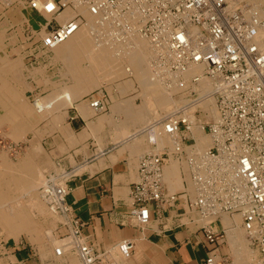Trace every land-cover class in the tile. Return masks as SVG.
Masks as SVG:
<instances>
[{"label":"built area","instance_id":"obj_1","mask_svg":"<svg viewBox=\"0 0 264 264\" xmlns=\"http://www.w3.org/2000/svg\"><path fill=\"white\" fill-rule=\"evenodd\" d=\"M42 21L27 26L24 42L37 59L71 39L89 19L91 35L115 46L132 38H144L151 47V66L171 98L181 103L154 118L140 133L154 149L161 139L172 142L161 153L145 154L137 181L131 189L129 216L139 228L152 221V211L175 208L188 199V208L201 222L208 244L217 245L222 233L209 225L223 216L239 217L249 245L264 264V16L253 6L232 7L228 0H16ZM14 1L11 3L13 4ZM10 4V5H11ZM70 10L73 16L63 21ZM248 13V14H246ZM200 69L199 73L194 70ZM207 87L205 88V86ZM88 96L96 114L110 110L103 93ZM99 94V93H98ZM211 138L210 147L199 151L195 130ZM21 145L12 153L17 155ZM188 165L181 193L164 188L168 165ZM69 174L49 180L42 198L54 214L67 217V242L55 248L63 257L75 254L81 264H111L84 241V224L73 217L66 198ZM56 180L63 182L56 183ZM154 206V208L151 207ZM122 260L133 244L118 245ZM206 264H228L216 250Z\"/></svg>","mask_w":264,"mask_h":264},{"label":"crops","instance_id":"obj_2","mask_svg":"<svg viewBox=\"0 0 264 264\" xmlns=\"http://www.w3.org/2000/svg\"><path fill=\"white\" fill-rule=\"evenodd\" d=\"M4 4L6 7L0 11V264H81L73 253L63 257L55 254V248L68 235L62 223L51 227L30 216L40 211L39 196L45 202L42 188L33 189L32 181L58 178L63 172L69 174L66 201L73 217L84 224V241L105 254L111 264H206L214 249L228 264H255L260 256L246 250L240 223L223 221V216L207 224L217 233L225 231L217 245L208 244L203 222L189 210L188 199H181L175 208L162 213L153 210L152 221L145 228L135 224L129 216L131 189L137 181L141 158L154 149L147 136L140 133L151 117L146 101L142 102L146 97L137 90L129 91L131 85L126 80L114 90L117 97L112 100L113 110L94 114L87 99L90 95L84 96L87 93L78 89L82 88V79H74L73 72L69 82H64L61 56L55 50L36 59L29 46L21 42L26 27L36 26L42 19L16 0H5ZM74 84L79 86L75 89ZM67 87L70 93L64 91ZM66 93L73 95L69 105L63 99ZM39 100L45 104L57 102L42 115L34 110L33 104ZM151 100H155L153 95ZM10 119H15L14 124ZM20 143L22 151L12 154L13 147ZM185 170L182 162L168 165L166 191L181 193ZM19 181L24 183L22 188L16 184ZM48 228L54 229L59 241L50 236ZM124 240L133 244L126 260L118 251Z\"/></svg>","mask_w":264,"mask_h":264},{"label":"bare ground","instance_id":"obj_3","mask_svg":"<svg viewBox=\"0 0 264 264\" xmlns=\"http://www.w3.org/2000/svg\"><path fill=\"white\" fill-rule=\"evenodd\" d=\"M229 3L232 5V7H235L236 3L235 0H228ZM237 1V0H236ZM259 5V4H257ZM260 11H261V7L260 6H256ZM236 8V7H235ZM262 16H264V12L261 11ZM248 14V13H246ZM73 16V13L70 10H66L60 17V19L62 18L63 21H66L67 19H69L70 17ZM94 26V22L92 19H89L88 24L82 26L80 28V30L71 38L69 39L66 43H64L63 45L59 46L55 53L57 56H61V58L63 60L66 61V64L68 65V68L70 69V73H75L76 75L74 76V79L77 80L81 78L82 82L84 85H86L87 87L83 88V84H81L82 88H80V86H76V84H74L75 89L78 87V89H80L81 93H88L90 92V87L94 86V82L96 78L99 77H106V79H111V80H115L117 78H123L128 79V78H136L139 82H141L142 84H144V87L146 85V81L148 78V74H150L151 72V81L150 84H148L146 87L148 89H145L146 92L144 93V96L146 97L147 100H145L146 104H144L145 106H147V110H150L151 112H153L151 109H157V110H162V109H168L169 107V100H171L173 103L175 101L177 105V103L181 102V99L179 98H171L168 93L166 92L164 86L160 83V81L156 78V75L154 73V70L152 69L151 66V60L153 58V53L150 47L149 42L144 39V38H132L131 41L126 44V45H120V46H115L112 45L108 42V40L106 38H101L99 41H97L94 37H92L91 35V30L93 29ZM149 48V49H148ZM83 56H82V55ZM78 56H81V58L85 59L89 65L88 66V74L87 75H83L82 73V65H79V61L78 63L76 62V60L79 59ZM63 61V62H65ZM85 61V62H86ZM12 67V66H11ZM84 67V66H83ZM15 68V67H14ZM80 68V69H79ZM73 70V71H72ZM80 71V72H79ZM200 69H196L194 70V73H199ZM6 73V72H5ZM14 73V72H13ZM4 74V73H3ZM79 74H81L79 76ZM6 75V74H5ZM132 76V77H129ZM90 77L89 79L91 80L92 78V82L86 80V77ZM2 78V77H1ZM0 78V79H1ZM5 80V79H4ZM80 80V79H79ZM84 80V81H83ZM6 81V80H5ZM2 81H0L1 83ZM129 82V81H128ZM99 83V82H98ZM138 83V82H137ZM97 84V83H96ZM140 84V83H139ZM141 85V84H140ZM157 85L161 86L162 89H160L159 87V91H158V87ZM7 86V85H6ZM21 86V85H20ZM97 86V85H95ZM143 87V88H144ZM207 87V85L205 86V88ZM74 87H72L71 89H73ZM4 90V89H3ZM7 91V90H6ZM72 91V90H71ZM76 91V90H75ZM144 91V90H143ZM148 91V93H147ZM163 91V92H162ZM2 92V91H1ZM16 92V91H15ZM13 92V93H15ZM23 92V91H22ZM69 92V91H68ZM78 92V91H77ZM9 93V92H7ZM12 93V94H13ZM70 93V92H69ZM69 93H66V95H64L63 99L65 102H67V104H71L72 103V96ZM72 93V92H71ZM81 93H79L78 95H80ZM162 93H164L165 96L162 95ZM11 94V92H10ZM11 94V95H12ZM158 94H161L162 97H160V95L158 96ZM62 95V94H61ZM149 95H153L154 97V101L151 100V96ZM2 97V93L0 95ZM63 96V95H62ZM61 96V97H62ZM77 97V96H76ZM76 97H74L76 99ZM166 97V98H165ZM7 98V97H4ZM11 98V96H10ZM21 98V97H20ZM16 99V98H14ZM6 100V99H5ZM12 102V101H11ZM15 102V101H14ZM56 101H53L51 103L45 104L43 101H37V103L33 104L35 105V114L40 113V114H44L47 110L49 109H53L52 106L54 104H56ZM171 103V104H173ZM1 104V101H0ZM5 105L7 103H4ZM17 104V103H14ZM23 104V103H22ZM66 104V103H65ZM11 105V104H10ZM13 105V104H12ZM11 105V106H12ZM19 105V104H18ZM15 106V105H13ZM20 106V105H19ZM29 106V104H28ZM10 107V106H7ZM167 107V108H166ZM11 108V107H10ZM9 108V111H11ZM14 108V107H13ZM16 108V107H15ZM18 108V107H17ZM5 109V108H4ZM3 110V108H2ZM14 110V109H13ZM33 110V109H32ZM32 110L30 109V111L32 112ZM16 111V110H15ZM12 112V111H11ZM10 112V113H11ZM23 112V111H22ZM26 112V111H25ZM24 112V114H26ZM34 112V111H33ZM16 113V112H15ZM15 113L14 116H15ZM28 113V112H27ZM20 114V113H19ZM18 114V115H19ZM29 115L31 113H28ZM27 114V115H28ZM4 115V114H3ZM6 116V115H5ZM21 116H23V114L21 113ZM20 116V117H21ZM39 116V115H38ZM33 117V116H32ZM158 117V116H157ZM1 118V117H0ZM3 118V117H2ZM11 118V116H10ZM23 118V117H22ZM27 118V117H26ZM156 118V117H155ZM6 120V118H4ZM3 119V120H4ZM12 119V118H11ZM10 119V121H11ZM18 119V118H17ZM16 119V120H17ZM25 120V118H23ZM15 120V119H14ZM13 120V121H14ZM7 121V120H6ZM9 121V119H8ZM13 121H11L13 123ZM20 121V120H19ZM18 121V122H19ZM23 121V120H22ZM38 121V120H36ZM10 122V123H11ZM25 122V121H24ZM23 122V123H24ZM35 122V121H34ZM9 123V122H8ZM11 123V125H12ZM17 123V122H16ZM30 123V122H29ZM14 124V123H13ZM21 124V123H20ZM27 124V123H26ZM34 125V124H33ZM27 126V125H26ZM31 126V125H29ZM14 127V125H13ZM12 127V128H13ZM15 128V127H14ZM46 129V128H45ZM198 131V132H197ZM197 132V133H196ZM12 133V132H11ZM21 135V134H20ZM19 136V135H18ZM17 137V135H16ZM15 137V138H16ZM21 137H23L21 135ZM195 137L197 139V149L199 151H202L206 148H208L210 146V139L199 129L195 130ZM19 138V137H18ZM17 138V139H18ZM172 145V142L166 138L161 139L159 142V147L158 150H156L157 152H160L164 147L168 146V145ZM5 155V154H4ZM6 161V160H5ZM4 161V162H5ZM6 163V162H5ZM184 162H182L183 164ZM175 164V163H174ZM4 165V164H3ZM177 165V164H176ZM181 166V165H180ZM188 166V165H187ZM16 167V166H15ZM175 167V165H174ZM177 167V166H176ZM179 168V167H178ZM6 170V169H5ZM15 170V169H14ZM20 170V169H19ZM187 170V168H186ZM19 172V171H18ZM22 173V172H21ZM30 174V173H29ZM36 181V180H35ZM40 181V180H39ZM33 182V181H32ZM38 181H36L37 183ZM22 181H19L17 184L21 185ZM40 183V182H39ZM38 183V184H39ZM23 184V183H22ZM37 184V185H38ZM24 185V184H23ZM31 187H35L32 185L31 183ZM30 188V187H29ZM38 190V189H37ZM42 193V192H41ZM172 193V192H171ZM36 197V196H35ZM39 200V199H38ZM42 200V199H41ZM44 200V199H43ZM17 202V201H16ZM47 205L46 202H43ZM10 209V208H9ZM8 209V210H9ZM25 211V210H24ZM23 212V211H22ZM26 212V211H25ZM24 212V213H25ZM26 215V213H25ZM29 215V214H28ZM22 216V214H21ZM32 216V215H30ZM34 216V215H33ZM17 218V217H15ZM22 219V218H21ZM34 219V218H33ZM240 219V218H239ZM26 220V218H25ZM29 220V219H28ZM31 220V219H30ZM29 220V221H30ZM60 220V219H59ZM23 221V220H22ZM237 223H238V219H236ZM24 222V221H23ZM32 222V221H31ZM28 222V223H31ZM34 222V221H33ZM230 223V221H228ZM30 225V224H29ZM33 225V224H32ZM22 227V226H21ZM30 227V226H29ZM234 232V231H233ZM62 246V245H61Z\"/></svg>","mask_w":264,"mask_h":264},{"label":"rangeland","instance_id":"obj_4","mask_svg":"<svg viewBox=\"0 0 264 264\" xmlns=\"http://www.w3.org/2000/svg\"><path fill=\"white\" fill-rule=\"evenodd\" d=\"M4 1L5 0H0V11H2L3 10V8H5L6 7V5L4 4ZM235 2H237L236 3V5H235V7L236 8H238L239 6H240V4H242V5H244V6H253V7H256V6H260L261 7V11H263L264 12V0H235ZM14 4V3H13ZM257 4H259V5H257ZM240 8V7H239ZM257 8V7H256ZM21 42L23 43L24 42V38L22 37V40H21ZM149 49V48H148ZM56 51V50H55ZM82 55V54H81ZM83 56V55H82ZM79 57V59L78 60H76V62L78 63V61H79V65H82L81 66V68H82V73H83V75H87L88 73V66L87 65H89L88 64V62L85 60V59H83V58H81V56H78ZM61 62H60V70H61V74H62V78L65 80L64 82L65 83H67V82H69V79H70V69L68 68V65L66 64V61L65 60H63L62 58H61ZM63 61H65V62H63ZM86 61V62H85ZM84 66V67H83ZM80 69V68H79ZM80 72V71H79ZM84 73H87V74H84ZM81 74H79V76H80ZM151 72H150V74H148V78H147V81H146V85H145V87H144V84H142L141 82H139L136 78L134 79V78H128V79H123V78H117V79H115V80H111V79H106V77H99V78H96L95 79V82H94V86H92V87H90V92H88L87 94H85L84 96H87V95H95V97H98V96H100L102 93L101 92H103L109 99H110V109L111 110H113V107H112V100H114V98H115V96L117 97V94L116 93H114L115 91V89H117L119 86H121L120 84H124V81H126V80H128L129 82H130V85H131V89L129 88V91H131V90H137L138 92H139V95L140 96H144V93L146 92V90L145 89H148L146 86L148 85V84H150V82L151 81H149V80H151ZM81 77V76H80ZM86 77V76H85ZM129 77H132V76H130L129 75ZM82 78V77H81ZM90 78V77H89ZM88 77H86L85 79L86 80H88L89 79ZM92 78L93 77H91V80L89 79L88 81L90 82H92ZM66 80H68V81H66ZM84 81V80H83ZM79 82H80V80H79ZM99 82V83H98ZM138 82V83H137ZM97 83V84H96ZM141 85H140V84ZM95 85H97V86H95ZM83 86V88L84 87H87L86 85H82ZM159 85H157V87H158ZM144 87V88H143ZM160 87V89H162V87L161 86H159ZM159 87H158V91H159ZM114 88V89H113ZM70 90V88L69 87H67V88H65L64 89V91L65 92H68ZM144 90V91H143ZM128 91V92H129ZM136 91V92H137ZM163 92V91H162ZM99 93V94H98ZM147 93H148V91H147ZM138 94V93H137ZM163 95H164V93H162ZM165 96V95H164ZM166 98V97H165ZM144 100H147V99H145V98H142V102H144ZM176 102L177 101H175L174 103L171 101V100H169V102L168 103H170L169 104V108L168 109H162V110H157V109H151L153 112H151V117H150V121H152L155 117L156 118H158V117H160V116H162V115H165L167 112H169L172 108H174L175 106H177V105H179L180 103H177V105H175L174 106V104H176ZM37 103V102H36ZM171 103H173V104H171ZM140 104V103H139ZM167 108V107H166ZM111 110H109V111H111ZM108 113V112H107ZM94 114H95V112H94ZM100 115V114H99ZM158 116V117H157ZM148 124V123H147ZM198 132V131H197ZM196 132V133H197ZM207 136V135H206ZM210 140H211V138L209 137V136H207ZM211 142V141H210ZM22 143H20V145H21ZM211 144V143H210ZM23 145H21V150L20 151H22V147ZM171 146V144L170 145H168V146H166V147H170ZM210 147V146H209ZM158 149V148H157ZM157 149H153L152 151H150V152H154V153H156L157 151ZM207 149V148H206ZM205 150V149H204ZM162 151V150H161ZM161 151L160 152H158V153H161ZM13 154V153H12ZM4 156H6V154L4 155ZM183 167L186 169H188V166H187V164L186 163H183ZM186 171V170H185ZM68 173V172H67ZM77 173V172H76ZM66 174V172H63L61 175L63 176V175H65ZM53 178H55V177H48V179H47V181H46V179H45V181L43 182V181H39L38 180V182L36 183L35 181H33L32 183H33V186H35V189L37 190H39V189H41L42 187H45V186H47V184H50L49 183V180H51V179H53ZM40 182V183H39ZM60 182H63V180H60V181H58V180H56V183H60ZM18 183V182H17ZM16 183V184H17ZM22 183H23V181H22ZM21 183V188H22V185L24 184H22ZM39 183V184H38ZM38 184V185H37ZM18 185V184H17ZM34 189V188H33ZM40 197V202H42L40 205H41V207H40V211L38 212H32L31 214H32V216L34 217V219H35V221L36 222H38L39 224H46L47 226H51V227H54L55 226V224L57 223V222H60V223H62L63 225H65V223L67 222V217H65V216H61V214L59 215V214H54L53 212H51L50 211V209L48 208V206L45 204V203H43L44 201H42L41 200V196H39ZM38 200V201H39ZM37 201V202H38ZM39 205V206H40ZM60 219V220H59ZM223 221L226 219V220H231V222L230 223H233L232 222V219L233 220H236V219H238V223H236V222H234V223H236L237 225H239V223L241 224V221H240V219H239V217H236V216H234V217H232V218H230V217H228V216H224L223 218ZM55 223V224H54ZM54 224V225H53ZM230 225H232V224H230ZM54 231V229L53 228H48V230H47V232H50V236L52 237V238H54L55 236H56V239H57V241H59L60 239L57 237V235L55 234V232H53ZM61 232H63V233H65L66 232V230H63L62 229V231ZM242 233H243V237H244V246H245V248H246V250H248V251H253V256H259V253H258V251L256 250V249H253L250 245H249V243L247 242V240H246V237H245V234H244V232H243V230H242ZM68 236L66 235L65 237H63L62 239H65V238H67ZM68 240H64V241H61L62 242V245H63V243H65V242H67ZM233 252H235V250L233 249V251H232V253ZM234 254V253H233ZM232 256H234V255H232ZM257 263V262H256ZM255 263V264H256Z\"/></svg>","mask_w":264,"mask_h":264}]
</instances>
